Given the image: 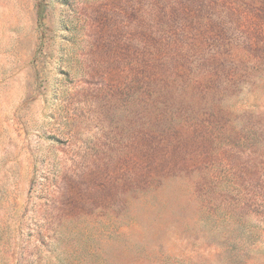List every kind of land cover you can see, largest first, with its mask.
<instances>
[{"label": "rangeland", "instance_id": "obj_1", "mask_svg": "<svg viewBox=\"0 0 264 264\" xmlns=\"http://www.w3.org/2000/svg\"><path fill=\"white\" fill-rule=\"evenodd\" d=\"M0 264H264V0H0Z\"/></svg>", "mask_w": 264, "mask_h": 264}]
</instances>
